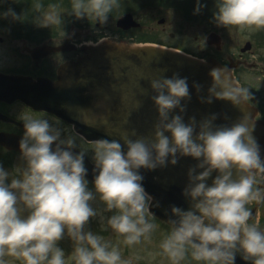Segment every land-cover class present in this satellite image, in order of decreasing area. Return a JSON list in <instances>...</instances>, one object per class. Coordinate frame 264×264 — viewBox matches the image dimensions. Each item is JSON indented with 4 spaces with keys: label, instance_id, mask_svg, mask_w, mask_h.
I'll return each mask as SVG.
<instances>
[{
    "label": "clouds",
    "instance_id": "1",
    "mask_svg": "<svg viewBox=\"0 0 264 264\" xmlns=\"http://www.w3.org/2000/svg\"><path fill=\"white\" fill-rule=\"evenodd\" d=\"M119 7V0H71L70 15L103 25ZM204 7L197 0L194 14ZM214 7L217 26L264 29V0H215ZM32 8L38 29L63 23L57 4L45 7L37 0ZM0 16L22 20L12 7ZM222 72L210 70L212 84L201 102L242 105L249 91L224 86ZM150 87L158 113L153 139L125 136L123 145L116 140L92 141L94 192L88 187L85 154L73 152L74 139H61L60 130L46 119L23 117L18 147L24 166L11 176L0 165V264H10L7 258L21 264H126L118 246L85 230L97 215L90 201L98 195L105 211L114 213L107 218L108 227L124 238V244H137L155 230L148 216L154 215L151 207H159L144 188L140 170L176 165L181 157L197 161L188 169L182 190L189 208L170 206L175 219L169 218L171 232L160 243L163 255L171 264H182L189 255L204 264H235L237 254L246 264H264V231L249 223L252 211L247 207L264 203V189L258 187L264 179H257L264 176V159L249 115L231 125H217L216 114L199 122L189 117L185 123L182 101L191 99L188 78L174 73L152 80ZM193 87L202 88L198 83ZM65 235L73 243L67 255L59 246Z\"/></svg>",
    "mask_w": 264,
    "mask_h": 264
},
{
    "label": "water",
    "instance_id": "2",
    "mask_svg": "<svg viewBox=\"0 0 264 264\" xmlns=\"http://www.w3.org/2000/svg\"><path fill=\"white\" fill-rule=\"evenodd\" d=\"M118 24L124 28L139 25L131 13L122 16ZM214 35L209 39L212 40ZM85 52L78 61L60 68L62 81L58 87H50L56 95L47 99L43 106L73 122L76 129L89 139L116 140L122 145L125 136L132 140L144 137L151 141L158 113L150 98L155 95L150 82L178 73L188 78L191 93L190 100L182 101L186 104L185 123L189 117L194 116L199 122L216 114L217 125H231L248 114L250 123L255 125L253 135L262 155L264 125L255 119L253 107L245 101L240 106H234L227 100H213L211 104L201 102V97L208 95L212 84L209 72L213 68L223 69L224 86L238 87L231 71L216 60L201 63L202 59L175 49L112 40L90 45ZM193 83L202 86L200 91L193 87ZM177 112L175 110L172 115ZM196 163L191 157H181L176 165L140 170L144 176V188L154 197L153 203H159V207H151L153 213L168 221L169 218L175 219L171 217L170 206L188 210L189 201L182 195V190L188 183V169ZM89 175L94 179L93 171ZM215 175L213 173V177ZM235 264L246 262L237 254Z\"/></svg>",
    "mask_w": 264,
    "mask_h": 264
},
{
    "label": "flooded vegetation",
    "instance_id": "3",
    "mask_svg": "<svg viewBox=\"0 0 264 264\" xmlns=\"http://www.w3.org/2000/svg\"><path fill=\"white\" fill-rule=\"evenodd\" d=\"M67 23L62 31L38 29L34 25L25 26L23 20L14 22L0 16V133L22 137L25 115L46 119L53 128L57 122L62 123L68 132L67 126L71 125L43 106L51 91L45 94L38 82L54 85L59 78L60 65L78 60L84 55L88 42L98 41L108 33L105 28H94L84 22L80 25L71 21ZM218 32L221 34L219 45L209 44L213 53L211 57L232 67L241 88L247 89L251 95L245 99L257 109V117L264 121V29L245 31L230 39L224 31ZM53 47L57 49L52 50ZM0 149V154L3 151L20 152L9 150L1 142ZM257 179H264V176L258 175ZM258 187L264 189V183ZM247 207L252 211L249 223L257 224L259 230L264 231V203L251 202Z\"/></svg>",
    "mask_w": 264,
    "mask_h": 264
},
{
    "label": "rangeland",
    "instance_id": "4",
    "mask_svg": "<svg viewBox=\"0 0 264 264\" xmlns=\"http://www.w3.org/2000/svg\"><path fill=\"white\" fill-rule=\"evenodd\" d=\"M144 1L153 0H119V9L124 8V4L128 2H136L131 3L134 5L129 9L136 10V18L140 22H143L140 29H131L128 31V33L126 32V34H146V32L149 34L158 33V38L161 42L159 44L171 47H184L188 53L199 57H201V55L204 53H209L211 51V48L207 46L205 39L212 28L216 29L217 31H224L227 39H230L232 36H241L245 31H256V29L247 27L238 28L231 26H217L215 22L210 24V21L207 20L210 19L213 12L216 11L214 7L215 0H200V3L206 4V7H204L202 10L207 9L208 6L211 7L210 9L205 10L206 13L204 15L201 14V16H203L201 19L193 17L189 11L190 9L181 4L182 1L187 2L188 5H191L194 9L196 7L197 0H164V3L161 0L158 3H137ZM35 2H37V0H0V9L6 10L9 7H12L17 13H21L23 24L25 26H32L34 25L33 17L35 15L32 5ZM39 2L43 3L45 7L49 4H57L59 6V11L62 13L63 23L61 25L50 26L49 28H57L58 31H62V28L68 25L67 22L70 23L71 0H39ZM194 2L195 6L193 4ZM145 5L147 7H145ZM115 10L118 9L114 8L109 14V20L107 24L101 25L95 21H89L87 19L84 20H87V22L90 23L94 28L96 25H99V27H105L108 35L105 34L104 36H111V34L118 36L120 33L117 30L118 28L116 26V19L120 13L127 9L121 11ZM162 17L166 19L164 24L158 23L159 19ZM74 19L75 18H73V20ZM196 36H200V38L197 40ZM64 127L62 123L57 122L56 129L60 130L61 139L72 138V132L69 130L67 132ZM74 141L83 152L91 154V158L94 160V152L92 151L93 144H85L79 138L78 140L74 139ZM0 165L9 171L11 176H17V168H22L24 166V161L21 158V153H17V155L13 156L8 161V163L0 162ZM88 187L94 192L93 185L90 186L88 184ZM90 204L96 211L97 215L90 219L89 223L85 226V230H91L94 234L103 237L104 240L110 241L111 244L118 246L121 252V259L122 261L126 262V264H171L167 257L163 255L162 249L160 248V243L162 240L171 232V228L168 226V224L160 219H155L153 218V215H150L148 216V219L151 223L156 225L155 230L148 237H142L139 243L126 245L123 242L124 238L122 236H117L107 225V218L114 213L105 211V206L99 200L98 195L94 200L90 201ZM59 246L65 250L67 255L72 251L73 243L67 237V235H65V238L59 242ZM7 259L10 260V264H21L20 261H12L11 258ZM182 264H204V262L194 261L189 255V257L183 261Z\"/></svg>",
    "mask_w": 264,
    "mask_h": 264
},
{
    "label": "trees",
    "instance_id": "5",
    "mask_svg": "<svg viewBox=\"0 0 264 264\" xmlns=\"http://www.w3.org/2000/svg\"><path fill=\"white\" fill-rule=\"evenodd\" d=\"M209 8H211V7H209ZM209 8H207L205 10H208ZM202 12H204V10H202ZM149 39H151V38L150 37H146V36H140V37H138V40H143V41H146V40H149Z\"/></svg>",
    "mask_w": 264,
    "mask_h": 264
}]
</instances>
